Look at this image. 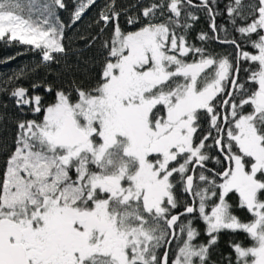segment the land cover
Returning a JSON list of instances; mask_svg holds the SVG:
<instances>
[{
  "label": "snow or ice",
  "instance_id": "snow-or-ice-1",
  "mask_svg": "<svg viewBox=\"0 0 264 264\" xmlns=\"http://www.w3.org/2000/svg\"><path fill=\"white\" fill-rule=\"evenodd\" d=\"M95 2L77 0L66 24L64 0H0V43L59 63L67 29ZM225 7L231 31L216 22L217 0H108L87 45L112 25L95 84L13 87L26 68L4 82L17 108L42 115L16 123L0 167V264H216L211 249L225 230L251 241L230 242L235 264H264V0ZM197 12L211 32L196 36L199 45L189 40ZM122 15L134 30L122 29ZM40 88L54 92L51 102ZM220 156L223 171L208 169ZM230 193L250 220L234 213ZM197 218L206 243L195 242Z\"/></svg>",
  "mask_w": 264,
  "mask_h": 264
},
{
  "label": "trees",
  "instance_id": "trees-1",
  "mask_svg": "<svg viewBox=\"0 0 264 264\" xmlns=\"http://www.w3.org/2000/svg\"><path fill=\"white\" fill-rule=\"evenodd\" d=\"M66 8L59 11V15L62 21L66 24L71 23V14L74 10V5L77 1L64 0ZM108 0H96L95 4L91 6L82 18L66 31L65 45L67 48L66 56H58L59 63H51L47 66L41 63V54L38 50H29L28 46L13 45L8 46L5 43H0V88L6 87L4 82L10 77L15 76L21 68H26L24 78L20 79L15 86H24L31 89V85L36 82H46L56 86H64L67 88L71 82L75 80L77 83L83 82L85 85L95 84V79L98 78L99 73L102 71V64L104 57L107 55L106 51L102 49V42L104 39H108L112 33V25H108L99 39H97L91 47H88L89 41L93 36H96L99 29L95 26L94 21L98 18L100 10L105 6ZM150 0H142V5H146ZM194 3H198L199 0H193ZM229 0H217L219 10L222 15L216 19L217 24H225L231 31V25L227 22L226 5ZM137 3V0H117V4L120 6H128L130 4ZM134 11L138 12L139 9ZM129 12L128 15H131ZM199 16L198 21L195 22L193 28L189 33V40L191 42L200 44V41L196 40V36L201 31H208L209 19L205 12H197ZM120 25L124 31L132 29L133 26H127V16L122 15L120 17ZM223 36V34H221ZM232 36H235L237 40L240 39V34L232 32ZM255 39V36H253ZM210 47L214 48L218 53H232L233 47L221 45L213 42ZM245 49L252 52L254 51L250 44L244 45ZM14 57L13 59H9ZM7 61V62H6ZM243 67H249V63L242 62ZM39 66V67H37ZM254 67V65H253ZM240 79L244 81L247 73L240 72ZM12 90L8 87L7 92L0 91V167L3 166L7 155L11 150H14L15 138H16V123L20 120L27 119H39L42 114H34L30 109L25 107L23 111L16 107L15 102L8 95ZM35 94H39L44 97L45 104L51 102L54 97V92L48 94L43 88L37 90ZM246 111L250 109L246 108ZM216 155L217 152H215ZM221 163L212 164L210 169L215 171H223L224 162L220 156ZM217 163V162H216ZM179 191V190H178ZM190 198L184 196L182 199ZM228 201L233 205L234 213L244 221L250 220L252 217L246 209L238 207L239 198L236 194L230 193L227 197ZM198 216V213H197ZM201 232L196 243L207 242L208 237L204 235V223L198 218L195 221ZM236 241L243 242L244 246H250L251 241L246 237L243 232L237 231L233 233L231 230H225L220 233L218 243L211 249V261H215L216 264H228L227 260L223 258L231 255L233 264H235V253L230 247V242ZM172 255H175L176 244L174 242L171 245ZM161 255L163 252L161 251Z\"/></svg>",
  "mask_w": 264,
  "mask_h": 264
},
{
  "label": "flooded vegetation",
  "instance_id": "flooded-vegetation-1",
  "mask_svg": "<svg viewBox=\"0 0 264 264\" xmlns=\"http://www.w3.org/2000/svg\"><path fill=\"white\" fill-rule=\"evenodd\" d=\"M201 123H202V125H204L205 127L207 126L208 118H207L206 115H202ZM209 143H211V141H209ZM215 152H217V151L213 150L210 154L213 155V156H216ZM217 154H218V152H217ZM221 157H222V156H221ZM222 160H223V157H222ZM216 162H217L216 160H210V161H208V162H207V168L210 169V168L213 166L212 164H214V165L218 164V165H219V163H216ZM223 162H224V161H223ZM211 163H212V164H211ZM226 166H227V163L224 162V167H226ZM234 194H236V193H234ZM236 195L238 196V194H236ZM188 198H189V197H188ZM246 210H247V209H246ZM174 244H176L175 241H174Z\"/></svg>",
  "mask_w": 264,
  "mask_h": 264
},
{
  "label": "rangeland",
  "instance_id": "rangeland-1",
  "mask_svg": "<svg viewBox=\"0 0 264 264\" xmlns=\"http://www.w3.org/2000/svg\"><path fill=\"white\" fill-rule=\"evenodd\" d=\"M127 26H129V24H128ZM137 26H138V25H137ZM130 30H134V28H132V29H127V31H130Z\"/></svg>",
  "mask_w": 264,
  "mask_h": 264
},
{
  "label": "water",
  "instance_id": "water-1",
  "mask_svg": "<svg viewBox=\"0 0 264 264\" xmlns=\"http://www.w3.org/2000/svg\"><path fill=\"white\" fill-rule=\"evenodd\" d=\"M74 1H77V0H74Z\"/></svg>",
  "mask_w": 264,
  "mask_h": 264
}]
</instances>
